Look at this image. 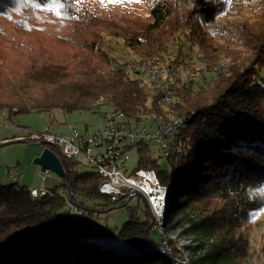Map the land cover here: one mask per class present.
I'll return each mask as SVG.
<instances>
[{"label":"trees","instance_id":"16d2710c","mask_svg":"<svg viewBox=\"0 0 264 264\" xmlns=\"http://www.w3.org/2000/svg\"><path fill=\"white\" fill-rule=\"evenodd\" d=\"M138 1L147 12L141 22L85 11L81 0H0V112L100 114L108 107L135 121L180 117L168 156L158 164L147 145H138L136 168H153L161 184L173 186L166 220L188 202L204 200L213 235L238 229V216L246 221L264 207V0ZM252 2L256 19L249 22L241 16ZM111 40H120L138 63L187 70L171 105L148 109L131 94L142 81L131 77L133 62L128 68L107 51ZM222 60L225 70L218 71ZM64 162L70 184L61 179L43 197L32 198L15 183L0 185V264H173L151 238L152 217L140 198L122 207L128 218L110 232L133 253L76 240L102 232L101 214L124 199L111 202L98 191L93 170ZM70 190L95 226L91 232L71 226ZM61 231L74 240L56 241ZM228 241L207 249L201 244L205 253L195 258L190 252L191 264L240 263L247 257L245 240L235 235ZM151 243L157 249L146 250Z\"/></svg>","mask_w":264,"mask_h":264},{"label":"rangeland","instance_id":"374dc122","mask_svg":"<svg viewBox=\"0 0 264 264\" xmlns=\"http://www.w3.org/2000/svg\"><path fill=\"white\" fill-rule=\"evenodd\" d=\"M80 3L82 9L85 11L95 10L98 13L115 15L118 18L127 19L132 22H141L146 20V9L138 0H115L114 3L109 2V0H103V2L102 0H81ZM255 9L256 7L253 2L243 5L241 17L247 19L249 22H252L256 19L254 12ZM235 50L242 55H244L246 52L250 53L249 50H246L242 47H236ZM107 51L112 56L119 58L120 64L126 63L128 68L129 65L127 63L133 62L131 70L133 71V76L131 77L132 79L142 81V83L140 88L134 89V91H131V94L148 109L153 108L160 88L157 87L156 83L152 81L148 75L146 76L143 74L142 76L144 79H141L138 74L147 67H153L155 71H158L156 72L157 74L164 72L165 69L160 66H156L150 61L138 63V60L134 59V56L128 52L120 40H111L108 44ZM224 63L225 60H222L219 66L222 67ZM177 70L174 71L178 79H180V76H183L182 78H184L188 74L187 70L180 68ZM164 73L165 75H162V79H165L166 72ZM212 75L213 74L211 73L205 75V77L206 79H212ZM196 76L199 77V74H196ZM196 76L194 75V78L197 79ZM177 84V87L181 86L179 81ZM158 103L163 107L167 105L160 101ZM110 111V108L103 107L100 109V114L90 112L63 113L60 110H52L30 112L12 116H9V114L5 111H1L0 176L1 174L3 175L4 167H8L12 171V176H14L15 180L18 181L17 184L25 186L28 189L31 187L36 189L40 188L41 184L45 187L51 186L53 182L48 178L49 175L58 179V182H60V178L52 171H48L49 174H47L46 180L42 181L43 173L40 172V167L33 164V159L41 153L43 146H30L18 141L29 140V135L31 133H39L43 131L45 127H47L46 125H48L49 128L57 135L69 134L70 129L68 128V125L74 126L80 132H92L102 126V117L107 115V113ZM18 136L26 139H20ZM150 155V158H152V152ZM77 161L79 162L78 170L80 172L91 170L86 162L80 159ZM137 161V153L132 152L130 154V160L126 163V168L129 171H132L137 167ZM8 182L9 181H7V183ZM2 184L4 183L0 182V185ZM137 198L139 199L138 196ZM137 198H133L129 204L135 205L138 200ZM129 200L130 198L127 199V203ZM139 201V204L143 207V201ZM205 202L206 201L204 200L188 202L184 208L180 209L179 213L173 218L166 220L167 217L165 216L163 220L164 224L161 225H158L156 223L157 218H154L156 221L153 223L151 222L152 230L150 232V236L156 240V243L159 244L160 249H164L171 254L173 253L170 249H175L174 252L177 254L176 258L178 257L181 260L185 258L187 253L190 254V252L195 258H198L205 253V250H202L200 247L201 244L207 249V246L212 243L222 239L224 242H230L228 240H233L235 235H241L242 239H244L246 242L247 257L242 259L240 263H237L264 264V207L252 212L250 218L246 221H242L241 217L238 216L237 219L241 223L238 229L231 227L222 231L221 234L219 233L213 235L210 227L207 225L208 221H205V215L202 212L206 206ZM127 218L128 214L124 208L110 209L106 213L101 214V219L100 222H98V226L111 237L110 232L114 229H118L122 223L127 220ZM154 223L155 225L153 226ZM151 244H149L148 247H150V245V248L155 246L154 243ZM193 248H195V250H192ZM106 249H113L114 254L115 251L117 253H121L115 247H107ZM231 263L233 262L231 261Z\"/></svg>","mask_w":264,"mask_h":264},{"label":"built area","instance_id":"2783aa9c","mask_svg":"<svg viewBox=\"0 0 264 264\" xmlns=\"http://www.w3.org/2000/svg\"><path fill=\"white\" fill-rule=\"evenodd\" d=\"M216 70H225V65L216 67ZM156 72L158 71H155L153 67H147L138 75L141 79L143 74L148 75L160 88L155 103L160 101L167 105L172 104L177 82L179 81L182 85L184 78L180 76L178 79L175 71L165 70L166 76L162 79L165 73L159 71L162 72L159 75ZM46 126L39 133H31L28 141L46 142L49 149L58 151L56 155L62 161L80 159L86 162L100 181L98 191L106 195L111 202L124 199L123 203H125L128 198L130 200L137 198L136 194L140 193L148 206L152 223L157 218L158 225L164 224L163 220L173 186L161 184L153 168H135L129 171L126 163L130 160L132 152L137 153L138 145H147L150 153L152 152V158L158 164L164 160L168 156V141L178 133L182 126V118L155 117L151 121L146 118L135 121L111 109L107 115L102 117V126L92 132H80L74 126L68 125L69 134L57 135L48 125ZM47 174H49L48 171L43 173L42 181L45 180ZM29 193L32 198H40L49 194L43 188L29 189ZM58 194L62 195V191L59 190ZM71 215L79 219L85 217L82 210L77 207L71 208ZM190 259L189 253L183 260L178 258L183 264H191Z\"/></svg>","mask_w":264,"mask_h":264},{"label":"water","instance_id":"95a60500","mask_svg":"<svg viewBox=\"0 0 264 264\" xmlns=\"http://www.w3.org/2000/svg\"><path fill=\"white\" fill-rule=\"evenodd\" d=\"M18 142L24 143L26 145H30V146H43V149L41 151V153L35 157L33 159V164L38 165L40 167V172L41 173H45L46 171H52L54 172L60 179H64L67 178L68 183L70 184L69 181V174L65 165V162L62 161L51 149H49L47 147V143L43 142V141H39V142H30V141H26V140H19ZM43 188V187H40ZM32 189H36V188H32ZM39 189V188H38ZM45 189V188H43ZM48 191V189H45ZM61 190L62 191V195H63V190L62 188H59L57 190V194L58 191ZM49 192V191H48ZM137 196H139L143 201L144 198L140 193H137ZM68 203L70 205V208L72 207H77L78 209L82 210V212L84 213L85 217L83 219H79L76 217H73L71 215L70 212V218H71V223H72V227L77 228L78 230L82 231V232H91L92 230H94V225L91 224V219L89 217V215H87L85 213V211L77 206L74 202H73V193L70 190V195H69V199H68ZM127 204V201L121 205H115L113 206L111 209H118V208H122ZM49 221H47L46 223H48ZM55 228V225L52 227V229ZM99 230V229H98ZM102 232H97L96 234H92V235H87V236H81L78 237L76 240H78L81 243L84 244H88V245H94L97 246L101 251H104L107 247H111V245L113 243L116 244V249L121 252V253H133L134 248L132 246H130L126 241L124 240H120L116 237L113 236H109L107 235L103 229H101ZM96 232V231H95ZM104 233V234H101ZM46 233H43V235H45ZM104 239H108L110 242L108 244H102L100 242V240H104ZM56 241H63V240H68L70 242H72L74 239L70 238L69 236H67L65 234V232L61 231L57 234ZM152 245V244H151ZM150 245V247H151ZM154 246V245H153ZM148 247L146 250H152L155 249L156 247H152L150 248ZM161 253L168 258L173 264L174 263H178V264H183L182 262H180L176 256L174 254L168 253L167 251H165L164 249H160Z\"/></svg>","mask_w":264,"mask_h":264},{"label":"crops","instance_id":"0c3cea01","mask_svg":"<svg viewBox=\"0 0 264 264\" xmlns=\"http://www.w3.org/2000/svg\"><path fill=\"white\" fill-rule=\"evenodd\" d=\"M18 138H20V139H26V138H21L20 136H18ZM4 140H6V139H4ZM26 141H28V140H26ZM13 170V169H12ZM11 174H12V171L10 170V168H8V167H4V170H3V175L1 174V176H0V182H3L4 184H8V183H15L17 186H22V185H19V184H17L18 183V181H16L15 180V178H14V176H12L11 177ZM11 178V179H10ZM48 178L49 179H51V181L53 182V186L51 185V186H49V187H45V186H43L42 184H41V187H43V188H45V189H51V188H53V187H56V186H58V183L60 184V182H61V179H60V182H58L59 180L58 179H56V178H53L51 175H49L48 176ZM15 180V181H14ZM45 180H46V178H45ZM44 180V181H45ZM7 181H9L8 183H7ZM4 184H2V185H4ZM33 187H31L30 189H32ZM38 189V188H37Z\"/></svg>","mask_w":264,"mask_h":264},{"label":"bare ground","instance_id":"6f19581e","mask_svg":"<svg viewBox=\"0 0 264 264\" xmlns=\"http://www.w3.org/2000/svg\"><path fill=\"white\" fill-rule=\"evenodd\" d=\"M100 242H101L102 244H108L110 241H109L108 239H104V240H100ZM111 247H116V244L113 243V244L111 245Z\"/></svg>","mask_w":264,"mask_h":264},{"label":"snow or ice","instance_id":"6c2138e0","mask_svg":"<svg viewBox=\"0 0 264 264\" xmlns=\"http://www.w3.org/2000/svg\"><path fill=\"white\" fill-rule=\"evenodd\" d=\"M102 2H103V0H102ZM109 2H113V3H114V2H115V0H109Z\"/></svg>","mask_w":264,"mask_h":264}]
</instances>
